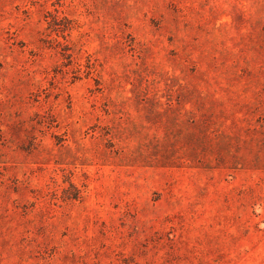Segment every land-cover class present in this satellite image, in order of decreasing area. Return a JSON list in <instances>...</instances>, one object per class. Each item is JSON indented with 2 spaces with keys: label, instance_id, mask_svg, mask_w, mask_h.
<instances>
[{
  "label": "rangeland",
  "instance_id": "obj_1",
  "mask_svg": "<svg viewBox=\"0 0 264 264\" xmlns=\"http://www.w3.org/2000/svg\"><path fill=\"white\" fill-rule=\"evenodd\" d=\"M0 264H264V0H0Z\"/></svg>",
  "mask_w": 264,
  "mask_h": 264
}]
</instances>
